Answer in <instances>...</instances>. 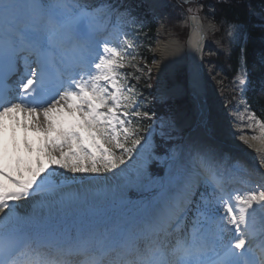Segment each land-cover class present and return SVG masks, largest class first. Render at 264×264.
<instances>
[{
	"label": "snow or ice",
	"instance_id": "1",
	"mask_svg": "<svg viewBox=\"0 0 264 264\" xmlns=\"http://www.w3.org/2000/svg\"><path fill=\"white\" fill-rule=\"evenodd\" d=\"M217 4L233 7L180 0L197 53L218 27L229 37L244 27L238 15L213 22ZM127 24L146 21L110 0H0V264H264V171L253 184L254 170L186 133L172 106L186 96L208 129L200 58L186 78L173 62L177 76L152 89L139 50L155 63L153 38ZM235 80L243 97V46ZM241 103L232 135L264 154V117Z\"/></svg>",
	"mask_w": 264,
	"mask_h": 264
},
{
	"label": "trees",
	"instance_id": "2",
	"mask_svg": "<svg viewBox=\"0 0 264 264\" xmlns=\"http://www.w3.org/2000/svg\"><path fill=\"white\" fill-rule=\"evenodd\" d=\"M135 1L137 2L139 0ZM168 2L167 11L170 22L178 21L181 18L184 9L178 6L180 4L178 0H168ZM200 2H203L206 5L209 3L216 4V0H200ZM248 3H251V9L247 7ZM229 4L233 5V7L229 8L220 4L216 5L217 11L215 16L217 22H219L223 16H227L229 20H232L238 15L239 22L244 25V30H242L239 41L234 45L232 54L229 58H226L225 55H220L217 58V61L220 64H225L228 60L232 65V68L228 70V73L232 76L240 66L241 47L243 46L245 48L246 64L249 70V79L251 81L250 90L246 94L251 108L256 110L259 116L264 117V111H262L264 110V83H262L264 82V63H262V58H264V21L253 13V11H257L261 15H264V10H262L264 0H239V2L238 0H229ZM186 7L187 5L184 6V8ZM145 8L144 3L140 5L134 3L131 5L130 10L132 11V14H134L138 20L146 21V25L142 30L137 25L134 29L135 32H147L148 37L153 38L154 45L156 42L155 34L157 32L158 24L151 18L149 12H147ZM205 12H208L207 8H205ZM226 26L227 25H224L222 27L224 28ZM188 31L189 28H186L183 37L186 38ZM244 36L247 37L246 44L243 40ZM140 50L145 51L144 48H141ZM151 82L153 83L154 81ZM150 99L152 100V104L149 105V107L154 108L158 114L166 111V108L157 103L154 97H151ZM163 148V146H159L160 151L164 150ZM153 170L161 173L162 167H159L157 163H154L152 165V171Z\"/></svg>",
	"mask_w": 264,
	"mask_h": 264
},
{
	"label": "bare ground",
	"instance_id": "3",
	"mask_svg": "<svg viewBox=\"0 0 264 264\" xmlns=\"http://www.w3.org/2000/svg\"><path fill=\"white\" fill-rule=\"evenodd\" d=\"M152 2L154 4L156 0H152ZM205 24H207V22H205ZM172 41L176 42L177 47L172 51L171 55H165L162 52V49L165 47V45ZM186 43L187 44H185L178 38H171L168 40L163 39L158 42L154 48L156 62L153 63V68L157 69V71L161 75L168 73L172 74L176 72L177 64L173 62H178V65L180 66L187 59V53L190 51V49H192L190 42ZM205 69L207 71L208 78L211 77V69H216V72H220L221 70L214 66L213 62H211L209 59H205ZM220 73H223L224 75V71ZM220 76L221 75H216L217 78L219 77L218 79L221 78ZM205 87L207 93H209V84L207 82L205 83ZM228 119L230 118L226 119L225 117L224 120H221L223 121L221 125L217 127L212 120L207 130L197 127V119L193 120V118L191 117L187 118L184 123L187 125H194L195 129L197 130L193 132L192 135L194 137H199L203 141V143L216 149L218 154L224 155L225 153H227L230 157L229 163L236 159H239L240 161L244 162L249 169L254 170V174L250 179L253 184H258L261 180V176L259 175V173L261 171H264V154L257 153L255 147L243 143L238 138V135L233 136L232 134L239 133V131H241V128L235 127L236 122H234L233 120L230 121ZM243 130L248 136H251L253 134L252 130L247 129L246 127ZM232 157L233 159L231 160Z\"/></svg>",
	"mask_w": 264,
	"mask_h": 264
},
{
	"label": "rangeland",
	"instance_id": "4",
	"mask_svg": "<svg viewBox=\"0 0 264 264\" xmlns=\"http://www.w3.org/2000/svg\"><path fill=\"white\" fill-rule=\"evenodd\" d=\"M126 2H127V0H120V2H119V4L118 5H121V7L122 6H124L125 4H126ZM149 11L150 13H151V15H152V17L155 19L157 16H159V12H157V15L155 14V13H153V10L152 9H148V8H146V11ZM164 14H165V12H163ZM202 14V16L203 15H205L204 13H201ZM256 14H260V13H256ZM261 15V14H260ZM256 16H258V15H256ZM166 16H163V18L164 19H166L165 18ZM209 15H208V19H209ZM259 17V16H258ZM145 21V20H144ZM205 21H208V20H205ZM167 23V25H165V27L163 28L162 26H160V27H158L159 29V31H157V36H159V35H162L163 36V39H171V38H179V39H181V40H184L183 38V36H184V32H185V29H183V28H185L187 25H188V23H184V20L183 19H181V20H178V21H173V22H171V25H169L170 23L169 22H166ZM133 25H135V24H127L126 26H125V29H126V27H131V26H133ZM163 30V31H162ZM212 33H214V32H211V34ZM227 33V32H226ZM226 33H225V35H226ZM156 36V37H157ZM225 37L226 36H221V37H218L219 39H221L222 40V44H224V46H226V43L227 42H225ZM224 38V39H223ZM160 42V41H159ZM144 56H146L147 57V59L146 60H144V61H141V63H145V64H147L149 67H151L152 68V80H154V83H152L151 82V88L153 87V86H156V76H155V74H157V73H159L158 71H157V69H155V68H153V63H152V55L151 54H149V53H147L146 51H142V50H139ZM214 53V52H216V50H211V53ZM213 65L214 66H216L215 65V63L213 62ZM217 67V66H216ZM213 70V71H212ZM211 77H209V79H210V85H211V89H213L214 91H216V90H219V89H221L222 88V81H224V79H225V77L226 76H224L223 75V73H220V72H223V70L221 69L220 70V72H216V69H211ZM219 73V74H218ZM143 75H147V71L145 70L144 71V73H143ZM216 75H221L220 77V79H218L217 77H216ZM182 76H183V78H185V72L182 74ZM159 77V76H158ZM161 77V76H160ZM160 77L158 78V79H160ZM173 78H174V76H170L169 77V79L170 80H173ZM151 80V81H152ZM221 81V82H220ZM218 83V84H217ZM221 83V84H220ZM209 84V83H208ZM215 84V85H214ZM214 85V86H213ZM155 89V88H154ZM222 90H224V89H222ZM226 90V89H225ZM209 91V90H208ZM239 99V97H236L235 98V102L233 103V109L234 110H237L239 107H238V105L239 104H237V100ZM172 106H173V108L174 109H177L178 110V107L179 106H181V108H183V107H185V106H188V104L187 103H185L184 105H180V102L179 101H177V104L175 103V101H173L172 102ZM192 110V109H191ZM181 113H184V111H182ZM220 116V115H219ZM183 117L185 118V115H183L182 116V119H181V121H185V119H183ZM189 117H190V115H189ZM227 119V118H226ZM212 120H213V122L215 123V125H216V127L217 126H220L221 125V123L223 122V121H221V122H219L218 120H217V117L215 116V114L214 113H212ZM222 120H224V118L222 119ZM228 120H233V119H228ZM234 121V120H233ZM238 123H236V125H235V127H237V128H241V126L238 124ZM159 141V143L158 144H160V139H159V137H157L156 138V142H158ZM157 143H156V145H157V147L159 146ZM162 150V149H161ZM160 165V164H159Z\"/></svg>",
	"mask_w": 264,
	"mask_h": 264
},
{
	"label": "water",
	"instance_id": "5",
	"mask_svg": "<svg viewBox=\"0 0 264 264\" xmlns=\"http://www.w3.org/2000/svg\"><path fill=\"white\" fill-rule=\"evenodd\" d=\"M190 38H191V21H190V32H189V35H188V38H187V42L190 41ZM206 41H207V38L203 42V46H202L203 49H204V46L206 44ZM195 58H200L197 62L201 63V68H202V71H203V67H202L203 50H202V52L197 53L195 49H193V48L190 49V51L188 52L187 67L189 68V65H190L191 61L193 59H195ZM203 79H204V82L206 83V78H205L204 71H203Z\"/></svg>",
	"mask_w": 264,
	"mask_h": 264
}]
</instances>
